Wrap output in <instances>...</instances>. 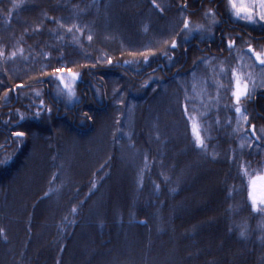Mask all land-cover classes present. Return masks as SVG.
I'll list each match as a JSON object with an SVG mask.
<instances>
[{
    "label": "trees",
    "instance_id": "obj_1",
    "mask_svg": "<svg viewBox=\"0 0 264 264\" xmlns=\"http://www.w3.org/2000/svg\"><path fill=\"white\" fill-rule=\"evenodd\" d=\"M104 1L0 0V115L6 113L2 109L5 106L4 109L9 110L7 114L12 117L5 121V118L0 119V191L11 189L7 188L10 180L17 177L15 175L24 165L19 155H23L24 147L21 142L13 141L19 140L15 132L23 130H16L14 126L34 121L39 123L41 119L53 121L55 118L52 117L56 115L68 129L85 135L95 128V112L106 111L114 99L115 105L142 104L144 117L145 105L162 88L164 80L160 72L152 80L153 89L150 86L148 77L152 75V67L148 55L132 60L124 50L112 51L101 45L94 49L87 47L84 28L90 15L98 10L99 2ZM217 1L213 0L211 6L218 14ZM92 3H96L94 9ZM146 3L153 4L152 0ZM232 22L247 34L243 38L249 45L254 43L253 33L264 28L261 25L259 28L249 26L235 19ZM199 23L192 22L197 26ZM228 23L215 24L216 39L194 37L195 34L189 36L188 43L182 46H194L196 52L181 54L175 50L171 56L162 55L155 64L162 63L160 70L164 74L171 73L172 77L177 74L178 79L190 76L198 64L217 57L212 50L226 48L231 52L227 48L229 41H235L232 48L241 46L240 37L234 34L238 30L233 27L229 31ZM220 27H224L223 30ZM221 31L225 35H220ZM109 59L111 63H108ZM79 66L82 69H78ZM122 66L133 68L128 69V76L134 83H127L126 77L115 73ZM56 69L62 71L57 72ZM73 74H76L75 80L72 79ZM85 75L86 79L98 80L99 89L105 87L101 99L97 101L93 94L92 103L88 106L80 92ZM103 79H106V85L102 83ZM111 81L118 83L108 87ZM65 83L71 85L76 97L80 93L79 102L70 107L68 101L73 97L67 98ZM121 84L124 85L118 90L121 95L113 93V90L121 88ZM96 87L90 86L89 90ZM256 89L258 93L251 96L249 107L245 109V115L250 118L258 112L264 114V99L259 100L258 96L264 88ZM133 90H138L142 97L133 98ZM231 97H228L229 111L226 109V115L232 117L235 101ZM187 109V113L183 110L182 114L186 125L184 147H172L173 154L177 148L181 152L170 157L169 162L164 142L161 147L158 144L154 148L149 145L147 135H142L146 152L151 151L155 159L161 160L158 166L165 167L166 172L159 171L160 174L156 175L153 165L150 172L147 165L129 186L130 195H123L122 201L111 195V169L107 163L92 170L65 195L62 194L64 185L59 187L57 174L52 172L40 194L32 197L29 211L20 213L27 222L24 227H0V264H264V206L259 210L260 202H257L254 209L250 198L251 182L263 173L264 139L258 137H264V131L261 134L258 131V137L247 143L240 154L238 136L230 120L224 121L225 124L220 120V129L207 127L199 118L195 123L191 109ZM81 118L85 119L82 123ZM7 122H10L12 133L2 126L8 127ZM193 124L197 125L196 131ZM197 132L204 142L203 147L197 146ZM24 136L21 137L26 140ZM156 137L158 142L160 137ZM193 153L195 157H191ZM182 155L188 161L200 157L205 160L206 167L219 166L223 182L217 191L219 204L214 214L197 212L181 203L188 195L186 185L193 188L194 183L191 178H182L186 173L179 161ZM222 155L227 156V160ZM56 192L62 197L57 202L55 200L56 206L47 207L53 210L51 215H45L47 226L40 229L43 243L34 246L37 227L30 225L35 218L34 208L37 203L46 205V195ZM99 194L103 196L98 199ZM113 202L118 203L116 207H113Z\"/></svg>",
    "mask_w": 264,
    "mask_h": 264
},
{
    "label": "rangeland",
    "instance_id": "obj_2",
    "mask_svg": "<svg viewBox=\"0 0 264 264\" xmlns=\"http://www.w3.org/2000/svg\"><path fill=\"white\" fill-rule=\"evenodd\" d=\"M147 1L105 0L102 3L99 2L98 10L94 15H90L87 26L84 28L85 37L87 39L89 36L92 37L91 40L88 39V48L94 49L101 45L112 51L124 50L127 52L126 56L132 60H140L144 55H148L151 63V66H149L152 67L150 70L152 75H149L148 78H150L149 83L152 89V80L157 77L158 72L163 75L162 88L145 105L144 117L142 115V104L134 102L128 105H115L114 100L116 99H114L113 103L110 104V108L106 111L95 112L97 115L95 128L85 135H79L68 129L61 120L58 121L56 115L52 117L55 118L53 121L41 119L39 123H36L35 118L33 119L34 122L26 123L20 126L21 128L14 126L16 130L21 129L23 130L21 132H26L24 136L26 140L21 136H19V140L13 139L14 142H21L24 147L23 155L19 154L23 158L22 161L24 160V165L20 172L15 175L17 177L10 180V185L7 188L11 189L6 192L0 191V227H24L27 222L20 213L29 211V207L33 203L32 197L40 194L39 192L49 181L48 177L52 172L57 174L59 187L61 188L64 185L62 194L65 195L76 184L83 181L92 170L107 163L111 169V183L109 184L112 188L111 195L112 197L115 195L122 201L123 195H130L129 186L135 182L139 173L147 168V165L150 166L147 168L149 172L152 170L153 165L156 169V175L160 174L159 171L164 172L166 169L163 166H158L161 160L155 159L151 151L146 152L145 142L142 138L143 134L147 135L149 145L154 148H157L158 144L161 147L164 142L165 149H167L165 156L168 162L170 157L181 152V149L178 148L184 147L183 134L186 131V125L182 121V114L185 107L191 109L195 123L199 118L203 120L207 127L214 126L215 129H220L221 121L222 124H225L224 121L229 122L230 120L233 130L238 136V145L241 148L238 153L240 154L247 143H252V140L258 137V131L259 134L263 132V113L258 112L254 117H249L248 122H245L243 117L237 114L235 110L232 117L226 115V109L229 111L228 97L232 96L237 77L242 82L248 83L252 97L253 94L258 93L256 88H264V75L261 74L262 66L256 64L255 57L252 53H249V44L240 47L237 45L231 49V52H228L226 48L222 50L214 49L213 53L217 57L208 58L203 63L198 64L197 70L193 72L195 77L191 74L178 79L179 75L177 74L173 78L171 73L164 74L163 70H160L163 67L162 63L157 62L155 64V61L160 59L162 55L166 57L167 54H170L171 56L175 50H179L178 52L181 54H184L183 52H196L197 49L194 46L189 44L187 47L182 46L188 43L186 41L191 35L195 34L194 37L198 35L206 39H216L215 24L217 22L213 19V15H215L213 8L205 3L206 0H158L156 2L159 8L151 3L147 4ZM225 2L226 4H224L228 6L226 13L236 21L257 28L260 25L264 27V21L259 18L260 8L256 0H233L237 7L244 5L251 9L254 17L253 21L246 18V13L241 12L239 16L236 15L228 0ZM185 4L187 7H182ZM95 6L96 3H92V9ZM196 18H199V20ZM185 19L189 21V29H184L183 21ZM192 22L200 23L197 26ZM231 23L229 25L236 26L235 29L240 28L238 24ZM230 26L229 29L227 28L229 31L233 29ZM198 28L200 30H197ZM220 35H225V33L221 31ZM253 37L255 40L251 47L256 51H261L264 47V28L261 32L253 33ZM176 38L179 39L177 41L178 47L172 49L171 42ZM152 55H156L157 58H153ZM77 68L82 69L81 66ZM128 69L133 68L122 66L120 69L115 70V73L126 77L127 83L131 84L135 81L131 79V76H128L130 75ZM85 79L86 75L83 78V86H80V92L86 98L84 101L88 106L92 103L90 100L93 94L97 101L101 99L100 96L105 91V87L99 89L98 80ZM105 80L103 79L102 83ZM253 81L255 84H253ZM116 83L118 82L111 81L108 87H113ZM104 85H106V82ZM88 86L97 87L89 90ZM120 87L113 90V93H117L124 85L121 84ZM223 87L227 88L226 93ZM77 92L79 93V88H77ZM132 92L135 93L133 98L138 99L141 93L138 90ZM74 93L76 94V92ZM263 93L261 92L258 95L259 100L264 99ZM118 94L121 95L120 92ZM74 96L68 101L69 107L79 102L80 93L78 97ZM139 97H142V95ZM252 97L241 102L242 109L245 110L249 107L248 102ZM67 98L69 99V96ZM184 102L186 103L183 106ZM4 107L2 109L6 113L1 114L0 119L5 118L4 121L12 119L7 114L9 110H5L6 107L5 109ZM231 118L233 119L231 120ZM84 120L81 118V123ZM7 124L8 127L3 124L2 126L6 131L12 133L9 130L10 122H7ZM205 125L203 126L204 131L206 130ZM252 125L256 126L254 137L250 131ZM37 127L39 129H36ZM156 134L160 137L158 142L156 141ZM12 137L15 136L12 135ZM172 147H178L174 154ZM218 155L219 153L216 152L215 156L218 157ZM191 157H195V154L193 153ZM222 157L225 156L222 155ZM186 158L182 155L179 160L181 161V167L186 170L182 178H191L194 183H192L193 188L186 185L188 195L184 197L181 203H186L197 212L214 214L219 204L216 196L219 184L222 181L221 173L218 172L220 168L219 166L206 167L205 160L200 157L198 159L194 158L192 161H188ZM224 160H227V156ZM261 169L263 173L260 177L258 176L257 180V177L253 179L255 184L253 190L250 191L256 197L258 203L261 198H264V164ZM150 180L152 181L151 178ZM102 196V194H99L98 199ZM46 197H48L45 202L46 205L37 203L35 206V218L30 224L31 227H37L34 246L43 243L40 229L42 226H47L48 222H45L47 216L45 215H51L53 210L47 207L49 205L51 207L56 206L57 200L62 196H58L56 192L55 194H48ZM117 204L113 202L112 205L116 207ZM263 206L259 203V210H262ZM13 214H16V217H13ZM6 219L8 221H5ZM12 219H15L14 222ZM201 225H204V222Z\"/></svg>",
    "mask_w": 264,
    "mask_h": 264
},
{
    "label": "snow or ice",
    "instance_id": "obj_3",
    "mask_svg": "<svg viewBox=\"0 0 264 264\" xmlns=\"http://www.w3.org/2000/svg\"><path fill=\"white\" fill-rule=\"evenodd\" d=\"M229 4H231V7L235 10V13L236 15H240L241 12L243 13H246L247 16L246 18L249 20V21H253L254 20V17H253V12L251 11V9L247 6H244V5H241L240 7H237V5L233 2V0H228ZM259 8H260V12H259V18L261 21H264V0H256ZM152 3L155 7L159 8V5L156 4L155 0H152ZM182 7L186 8L187 5H183ZM161 11H163V9H161ZM183 25H184V29H189V21L187 19H185L183 21ZM197 30H200L199 28ZM69 31H71V29H69ZM89 40L92 39L91 36L88 37ZM167 43V42H165ZM234 43L235 41H229L227 47L229 50H231V48L234 46ZM176 47H178V44H177V41L173 40L171 42V48L172 49H175ZM248 51L252 53V55L255 57L256 61L259 63V65L262 66L261 68V74L264 75V50H261V51H256L254 50L251 45H249V48H248ZM167 54V53H165ZM0 55H2V53H0ZM15 55V53H13V56ZM111 59H109L108 63H111ZM57 72H60L62 71V69H56ZM235 75V74H234ZM193 76L195 77V73H193ZM72 79L75 80L76 79V74H73L72 75ZM61 82H63V80L61 79ZM253 84H255V82L253 81ZM64 87L65 89H67V92H68V95L69 97L71 98L72 96H74V90L73 88L71 87V85L65 83L64 84ZM251 95L252 93L249 92V85L247 82H242L241 79L239 77H237L235 79V87H234V90L232 91V96L235 100V112L237 114H239L240 116L243 117V120L245 122H248L249 120V117L247 115H245V110L242 109L241 107V101L242 99H245V98H248L250 99L251 98ZM187 99V97H186ZM188 109L187 107H185V113H187ZM90 118V117H89ZM255 125H252V129H253V135H255ZM193 130L196 131V125L193 124ZM262 131H264V129H262ZM15 135L17 136H24L25 133L23 132H18V133H15ZM258 139H264V137H258ZM196 142H197V146L199 147H203L204 146V142L203 140L201 139L199 133L197 132V135H196ZM246 174V173H245ZM253 185L255 184V181H252L251 182ZM250 198L252 199V205H253V208L255 209L256 207V197L250 193ZM260 203L261 204H264V198H261L260 199ZM73 211H75V209H73ZM243 235V233L241 234Z\"/></svg>",
    "mask_w": 264,
    "mask_h": 264
},
{
    "label": "flooded vegetation",
    "instance_id": "obj_4",
    "mask_svg": "<svg viewBox=\"0 0 264 264\" xmlns=\"http://www.w3.org/2000/svg\"><path fill=\"white\" fill-rule=\"evenodd\" d=\"M226 0H218L217 2H215L216 3V7L219 9V11L221 12H218V14H217V12H216V10H215V8H213L212 10L214 11V12H216V15H213V19L214 20H216V22H218L219 24L221 23V24H223V23H226L227 21H229V23L228 24H230V22H232L233 21V18L229 15V14H227L226 13V11H228V7H227V5H225L226 4V2H225ZM213 2V0H206L205 1V3L208 5V6H211V3ZM178 3V2H177ZM183 3V2H182ZM225 3V4H224ZM179 4V3H178ZM234 25V24H233ZM221 26H223V25H221ZM227 28L229 27V26H226ZM232 28L233 27H235L236 28V26H231ZM222 30H223V28L224 27H220ZM229 29V28H228ZM234 29V28H233ZM244 30V29H243ZM231 34H233V32L231 33ZM237 37H240V40L239 41H242V42H239V44H241V45H248V41L245 39V38H243V37H245L247 34L244 32V31H242V29L241 28H238V31L236 32V33H234ZM245 43H247V44H245ZM249 47V46H248ZM213 52H214V50H212ZM211 52V51H210ZM249 53H251V52H249ZM256 64H258L259 65V63H257L256 62ZM259 66H261V65H259ZM253 137H254V135H253Z\"/></svg>",
    "mask_w": 264,
    "mask_h": 264
},
{
    "label": "water",
    "instance_id": "obj_5",
    "mask_svg": "<svg viewBox=\"0 0 264 264\" xmlns=\"http://www.w3.org/2000/svg\"><path fill=\"white\" fill-rule=\"evenodd\" d=\"M250 131H251V133H253V129H252V127H251Z\"/></svg>",
    "mask_w": 264,
    "mask_h": 264
}]
</instances>
